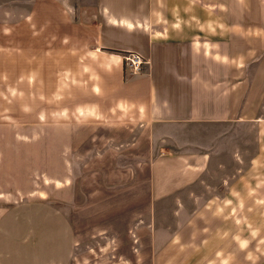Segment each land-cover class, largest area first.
<instances>
[{
    "label": "crops",
    "instance_id": "1",
    "mask_svg": "<svg viewBox=\"0 0 264 264\" xmlns=\"http://www.w3.org/2000/svg\"><path fill=\"white\" fill-rule=\"evenodd\" d=\"M55 1L47 22L62 16L59 37L94 55L114 119L149 136V198L168 216L150 264H232V248L247 264L241 216L264 214V0ZM126 51L140 72L128 75ZM16 215L0 208V264H58L54 232Z\"/></svg>",
    "mask_w": 264,
    "mask_h": 264
},
{
    "label": "rangeland",
    "instance_id": "2",
    "mask_svg": "<svg viewBox=\"0 0 264 264\" xmlns=\"http://www.w3.org/2000/svg\"><path fill=\"white\" fill-rule=\"evenodd\" d=\"M35 1L0 0V208L54 232L61 264H150L153 232L168 216L149 198L146 129L114 119L94 55L81 53L78 36L60 38L70 29L62 16L49 24L47 0ZM242 218L244 262L264 264V214Z\"/></svg>",
    "mask_w": 264,
    "mask_h": 264
},
{
    "label": "built area",
    "instance_id": "3",
    "mask_svg": "<svg viewBox=\"0 0 264 264\" xmlns=\"http://www.w3.org/2000/svg\"><path fill=\"white\" fill-rule=\"evenodd\" d=\"M124 64L129 68L130 73H137L140 71L144 63L143 56L136 51H126L123 53Z\"/></svg>",
    "mask_w": 264,
    "mask_h": 264
}]
</instances>
